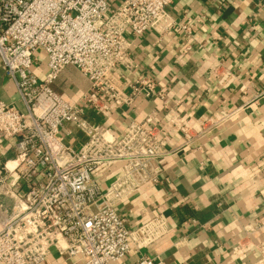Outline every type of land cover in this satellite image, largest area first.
Instances as JSON below:
<instances>
[{
    "label": "built area",
    "instance_id": "obj_1",
    "mask_svg": "<svg viewBox=\"0 0 264 264\" xmlns=\"http://www.w3.org/2000/svg\"><path fill=\"white\" fill-rule=\"evenodd\" d=\"M173 1L119 0L112 6L113 0H0V61L23 106L0 100V137L16 138L15 156L0 177V194L12 201L0 229V264H40L51 248L72 264H113L167 233L161 215L128 228L116 205L159 183V159L189 147L236 113L201 115L192 123L170 118L165 125L148 117L131 121L117 137L85 112L91 107L108 115L138 95H160L150 78H122L115 85L108 77L121 67L131 69L129 38L176 29L166 10ZM178 28L188 32L190 25ZM39 53L45 57L43 76L34 71ZM66 66L89 82L92 93L78 103L53 87ZM66 125L85 136L78 148L63 141ZM165 127L181 133L183 143L170 146ZM114 166L118 175L102 187L99 176ZM239 246L233 252H243ZM252 247L264 255V241ZM135 264L162 262L141 255Z\"/></svg>",
    "mask_w": 264,
    "mask_h": 264
},
{
    "label": "crops",
    "instance_id": "obj_2",
    "mask_svg": "<svg viewBox=\"0 0 264 264\" xmlns=\"http://www.w3.org/2000/svg\"><path fill=\"white\" fill-rule=\"evenodd\" d=\"M166 10L176 29L128 37L131 69L121 67L108 77L115 85H122V78H150L160 95H138L108 115L86 107L85 116L119 137L131 121L144 123L148 117L165 125L176 117L192 123L201 115H236L159 159V183L145 185L116 205L128 228L161 215L168 231L113 264H135L141 255L162 264H264V255L252 247L264 241V0H175ZM185 24L188 32L177 29ZM34 71L39 76L46 71L41 53ZM53 87L69 103L92 93L71 66L61 70ZM0 100L23 109L1 61ZM165 129L170 146L183 143L181 133ZM62 135L74 148L86 140L71 125ZM15 142L0 137V177L15 156ZM118 173L114 166L100 175L102 187ZM11 207V199L0 194V229ZM238 244L241 253L233 252ZM40 264H72V259L51 248Z\"/></svg>",
    "mask_w": 264,
    "mask_h": 264
}]
</instances>
